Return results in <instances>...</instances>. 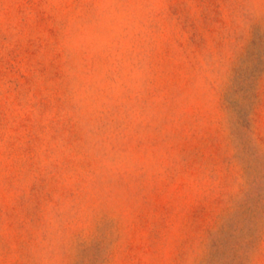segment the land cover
Segmentation results:
<instances>
[{"label": "rangeland", "instance_id": "rangeland-1", "mask_svg": "<svg viewBox=\"0 0 264 264\" xmlns=\"http://www.w3.org/2000/svg\"><path fill=\"white\" fill-rule=\"evenodd\" d=\"M0 264H264V0H0Z\"/></svg>", "mask_w": 264, "mask_h": 264}]
</instances>
